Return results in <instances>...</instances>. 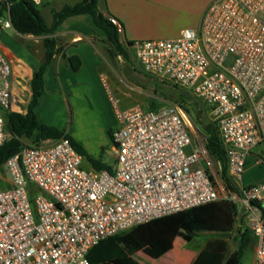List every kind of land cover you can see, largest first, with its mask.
Here are the masks:
<instances>
[{
    "label": "built area",
    "instance_id": "1",
    "mask_svg": "<svg viewBox=\"0 0 264 264\" xmlns=\"http://www.w3.org/2000/svg\"><path fill=\"white\" fill-rule=\"evenodd\" d=\"M41 7L45 0H29ZM2 6L0 4V12ZM123 34L124 26L106 15ZM0 16V147L10 138V58L1 37L13 29ZM143 71L184 89L210 110L237 191L214 181L206 138L183 104L115 111L111 170H86L68 138L25 146L6 163L11 187L0 190V264H92L101 241L155 219L217 201L241 203L255 238L252 264H264V181L245 186L252 150L264 143V0H213L200 27L176 39L135 40ZM107 85V77H101ZM36 189L40 193H36Z\"/></svg>",
    "mask_w": 264,
    "mask_h": 264
},
{
    "label": "crops",
    "instance_id": "2",
    "mask_svg": "<svg viewBox=\"0 0 264 264\" xmlns=\"http://www.w3.org/2000/svg\"><path fill=\"white\" fill-rule=\"evenodd\" d=\"M81 1L45 0L41 7L54 6L51 7L52 13L53 10H59L65 5H74ZM212 1L100 0L99 8L103 14L113 16L123 24L124 32L119 34V39L122 45H127L135 40L176 39L184 29L199 28L203 13ZM13 31L22 46L16 44L19 54L1 43L13 67L11 111L27 114L33 94L31 81L34 71L45 61L46 36L22 35L14 28ZM55 37L58 41L57 53L44 75L46 95L42 105L36 108V114L44 124L53 125L54 113L66 106V103L69 104L70 99L76 111L83 113L85 105L91 110L94 101L92 99L84 101L79 97L85 96L92 90L91 83L86 80L95 78L98 81V78L101 79L106 72L113 73L115 77L125 75L130 80L131 90L122 88L118 82H113L114 88L121 96L123 109L140 106L146 110H156L169 104L165 98L166 85L145 72H137L135 67L131 70L128 67V64L133 62L131 56L137 61L132 52L128 51V59L118 55L108 42L105 33L96 27L91 16L80 15L67 19L59 27ZM40 42H42L41 47H38ZM72 56L79 57L82 61L78 71L72 70L68 64L67 59ZM112 133L113 129L107 127L105 131L94 133L92 140H102L99 146H107L108 140L112 141ZM96 160L100 159L96 158ZM91 169H94L92 164ZM262 181H264V143L252 150L243 175L245 186ZM253 246L254 261L255 245Z\"/></svg>",
    "mask_w": 264,
    "mask_h": 264
},
{
    "label": "trees",
    "instance_id": "3",
    "mask_svg": "<svg viewBox=\"0 0 264 264\" xmlns=\"http://www.w3.org/2000/svg\"><path fill=\"white\" fill-rule=\"evenodd\" d=\"M99 1L100 0H82L74 5H65L59 10H53V23L48 25L39 10V7L34 5L31 1L0 0V4L2 6L0 16L3 15L4 11L8 10L13 27L17 33L22 35L46 36L44 40L46 49L45 61L34 71L33 79L31 81L33 94L28 106L27 114L12 111L5 114L6 130L10 133V138L2 147H0V168L2 166L5 167L7 161L14 155L21 152L25 146L38 145L47 139L59 140L65 137L70 140L73 147L83 156V158L85 157L91 162L94 170H111V167L102 161L89 157L87 155V151L76 143V141L68 133L44 124L36 114V108L42 105L46 95L44 82L46 69L53 60L54 55L57 53L58 41L55 34L59 27L67 19L80 15L91 16L96 27L105 33L108 42L111 43L115 52L126 59L129 58L128 51L131 44H121L116 27L100 10ZM67 61L74 71H78L82 65V61L76 56L69 57ZM190 97L191 96H189V93L187 92L181 93L183 101H186V99H189ZM190 101L192 100L190 99ZM192 104L196 107L198 106L197 102H192ZM186 110L191 115V110L189 108H186ZM192 119L196 129L206 137V147L210 157L221 165L220 177L222 181L229 190L237 191V187L233 184L231 178L229 177L228 162L224 149L221 145L216 123H203L200 120V116L197 118L192 117ZM223 202L224 215L222 220H218L217 218H207L201 215L199 211L202 206H200L201 208L197 207L199 208L197 210V214H199V217H203L206 220V225H202L198 222H194L191 225L190 221L187 219V212L197 208L168 215L155 219L149 223L136 226L128 232H121L101 241L90 250L88 259L92 264H105L115 258H127L130 254L137 253L142 248L143 244L151 243L159 237L167 235L171 231L180 227L186 230L189 240L191 241L196 236L195 230L216 229L228 220V211H231L233 214L237 213L236 206L233 202ZM214 203L216 202L203 205V207L211 206ZM229 203H232L231 206ZM254 244L255 238L253 237L250 229L247 227L240 235L237 249L229 254L221 264H242L246 253ZM209 249H212L218 254H223L226 251V244L220 240L209 242L206 250Z\"/></svg>",
    "mask_w": 264,
    "mask_h": 264
},
{
    "label": "rangeland",
    "instance_id": "4",
    "mask_svg": "<svg viewBox=\"0 0 264 264\" xmlns=\"http://www.w3.org/2000/svg\"><path fill=\"white\" fill-rule=\"evenodd\" d=\"M51 7L54 6L39 7V10L48 24H51L53 21ZM1 43L11 48L17 54H19V50L16 44L22 47L13 29H5L3 31ZM41 43L42 42L38 43V47H41ZM131 60L133 62H130L128 67L131 70L135 67L137 72L143 73L144 71L141 64L133 60L132 56ZM105 76L107 77V85L99 78L98 81L95 78L86 80L91 83L92 90L91 92H87L85 96L82 95V97H79V99L83 98L84 101L85 99H92L94 101V107L91 110L85 105L82 111L83 113L79 110L76 111V108L71 105L72 102L70 99L71 103H66V106L64 105L62 109L54 113L53 125L49 126L68 133L76 143L87 151L89 157L93 159L98 158L100 159L99 161L111 167L115 164L112 141L108 140L107 146L103 147L99 146L102 140H92V138L95 136L94 133L105 131L107 127L113 129V131L120 127L115 107L117 106L120 110H123L121 107L122 101L120 94L114 88L113 84L118 82L122 88L131 90V83L125 75L115 77L113 73L106 72ZM165 85L167 87L165 98L168 103L183 104L186 108L191 110L193 118L200 116V120L203 123L213 122L209 108L193 94L184 89L175 87L170 83ZM182 92L189 93L191 97L183 101L181 98ZM190 99L192 101H190ZM192 102H197L198 106H194ZM197 138L206 137L196 129V142H198ZM207 166L212 179L220 184L223 183L220 177L221 165L209 156ZM82 167L86 170H91V162L85 157L83 158ZM244 177L245 184H247L246 176ZM10 187L11 183L6 168L2 166L0 168V190H5ZM36 193L39 194L40 191L36 189ZM223 204V201H217L211 206H202V208L200 207L199 213L207 218L222 220L224 215ZM231 204L232 203H229L230 206ZM234 205L237 210L236 214L228 211V220L216 229L195 230L196 236L191 241L189 240L186 230L180 227L167 235L159 237L151 243L143 244L142 248L137 253L130 254L127 258H115L105 264H221L229 254L237 249L240 235L244 232L245 228L248 227L242 216V204L234 203ZM198 209L199 208L187 212V219L190 221L191 225L194 222L206 225V220L203 217H199V214H197ZM131 229L124 232H128ZM217 240L223 241L226 244V251L223 254H218L212 249L206 250L209 242H215ZM253 247L246 253L242 264L252 263L254 257Z\"/></svg>",
    "mask_w": 264,
    "mask_h": 264
}]
</instances>
